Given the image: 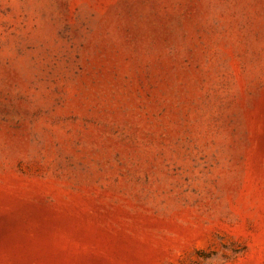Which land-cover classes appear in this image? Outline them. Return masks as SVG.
<instances>
[{"label": "rangeland", "instance_id": "1", "mask_svg": "<svg viewBox=\"0 0 264 264\" xmlns=\"http://www.w3.org/2000/svg\"><path fill=\"white\" fill-rule=\"evenodd\" d=\"M0 264H264V0H0Z\"/></svg>", "mask_w": 264, "mask_h": 264}]
</instances>
